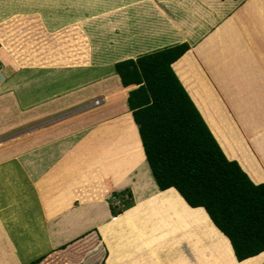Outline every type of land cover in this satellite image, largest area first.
I'll list each match as a JSON object with an SVG mask.
<instances>
[{
  "label": "crops",
  "instance_id": "0c3cea01",
  "mask_svg": "<svg viewBox=\"0 0 264 264\" xmlns=\"http://www.w3.org/2000/svg\"><path fill=\"white\" fill-rule=\"evenodd\" d=\"M30 1L31 0H27V5L23 6L21 10L15 11L13 13L21 12L26 13L27 15H34L38 13L42 25L48 30H59L71 23L73 24L75 22H80L78 25L84 30L87 39L89 37L91 43L92 38H90V36L92 37V35L90 33H87L88 30L83 27L85 18H80L79 20L76 18L73 21L71 20L70 22L63 24H56L54 23L55 21H51V24L46 23L47 18H45V16L47 15H62L65 17L67 15H80L79 10L78 14L76 15H73V13L69 14L70 7L72 6H70V4H68L67 2L70 0H63V2H61L60 4L55 1V3L52 2L50 6L47 7L46 3L39 2L38 0V6L34 9H32L31 7L34 6L33 2L36 0H32V4L30 3ZM121 1L122 0L113 1V9L97 8V10H93L91 8L89 9V7L85 8L86 14H88L87 12L90 11V16L92 18H102L104 17V15H108L109 13L120 8L122 4ZM219 1V4L223 5L230 3V5H233V8L235 7L234 4L238 2L237 0ZM38 2L41 3L40 5L43 8L39 6ZM73 2L78 3V1L76 0H73ZM245 2H247L246 6L253 4L250 13L249 11L248 13L247 11H245L244 17L241 18L236 15V13L243 9L244 6L239 7L236 12L233 13L232 11L231 13V15H233V22H236L235 24L231 25L229 30H227L228 32L232 31L234 33V35L232 34L233 47L231 51H227L226 48V53L221 52L222 44L224 43V36L223 34H220L217 38H210L209 41H211L212 39L213 41L208 45V47L205 46L206 48L202 50V52H196L195 49H190L181 58H179L175 63L172 64V67L174 68L175 73L178 75L180 82L185 87L193 102L197 106L213 135L214 128H212L208 124L207 120L209 118H215L216 120V117L220 116H217L215 114V106L210 105L206 102L207 97H205V94L209 97V94L211 95L212 92L211 89H209V85L200 78V74L202 72L197 71L199 69L198 66L197 68H194L195 64H193V59H208V62L214 65L213 68H215L216 66L227 65L230 62L232 63V60L237 63L241 62L239 64L240 67H247L248 65L244 64H247L248 61L250 67L253 66L252 64L254 62H256V59H254L255 56H260V60L263 62L262 59H264V55H259L260 48H258V45H263V43L259 44V41L253 39L252 33L253 31H256V28H258L256 25H264V1L262 0V4L261 2H257L256 0H245ZM242 3H240L239 5H242ZM90 7H92V4H90ZM230 8L232 7L230 6ZM62 9L63 12L61 11ZM201 9H203L202 6ZM64 11H66V13ZM164 11V9H161L159 10V13L166 18L167 16L165 13H163ZM195 12L197 13L196 9ZM157 13L158 10L156 12L152 9L150 11V14L148 15L149 17H143L145 15L144 14L137 18V22L134 21V23L128 24L127 22L123 21L122 23H119L118 25L120 26H116V30L118 31L119 29V31H121L123 27V38L127 39L123 41V48H120V50L123 51L118 50L119 53H117L116 49L114 54L112 55V58L109 57V59H101L100 61H98V64L95 63L96 59L91 58L90 66L87 68L14 70L10 66V63L3 64L0 60L3 65L10 67L14 72H18V75L20 73V95L22 99L27 98V100L36 95H38L39 99H45L46 90L55 86L53 80L55 78L57 79V77L61 74L70 75V77L68 76L66 80L69 81L68 84L72 87L78 85V83H80V81L82 80L88 81L105 76H108L107 79L115 80V86H113L114 89H100L99 87H93V85H91L92 83H89V86L86 85L81 88L82 93H80L78 97L74 96L76 98L64 102V107H66L65 109H68L71 107V105L80 104L90 100V106L93 107L86 109V112H84L86 114L84 118L86 120H89L90 122H88L85 127L83 125V127L79 126L78 128H74L75 126H68L69 128L67 126L64 127L63 130L65 132L63 131L62 134L54 142L49 143L48 146L50 147L45 149L46 146H43L36 152L22 154V156H25H23L22 159L24 165L26 166H23L17 161L18 165L20 166L22 171H24L27 178L29 177L28 181L33 187L43 216L44 210L50 212L53 211V213L55 212L54 217L56 219L54 221V225L55 228L58 227L55 230L56 237H65L67 235L77 233L71 238L73 239L93 228L98 229L108 247L109 255L106 260L107 264H109L107 261L112 254H114V257L111 260V264H158L159 262L156 261L153 254L149 252V249L141 242L142 238H145L153 249H157V247H159L157 251L160 262L163 264H264V252L258 254L257 256L248 258L247 260H244L242 262H238L236 260L234 253L231 257L230 254L226 251L227 248L225 247L226 240L228 242L229 240L214 226L206 211L203 208L190 207L181 197V195L178 194V192L173 188L162 191L158 187L152 175L150 166L144 154L140 135L134 122L132 112L129 111L127 107V92L129 90L122 93V95L118 93V90H121L123 86L121 84L119 76L115 71L114 66L118 62L128 59L135 60L136 57L142 55V44H138L137 42L142 40L143 35L149 36L147 37L149 38L147 39L148 41L153 38L155 39V36L157 35L155 34V28L152 29L151 24H154L156 22L157 18H155V16ZM245 18L247 21V25L246 22H244ZM100 21L101 20H99L98 23H101ZM110 27H113L114 29L113 24H110ZM114 37H117L116 34L106 40H112V38ZM104 40L105 39L101 40L100 44L102 43V46L110 47V43L107 44ZM248 44L254 46L247 49L248 52L247 55H245V57H249L250 59H246L245 57H243L242 53L240 52V49L247 48V46H249ZM155 45L158 46V44ZM91 46L92 52V50L94 49V45L91 44ZM212 46L214 47L212 48ZM207 49H211L209 50L208 55H206L205 53L207 52ZM215 49L217 50L218 55L214 58L213 61L212 59H210V57L212 53H215ZM138 50L140 51L138 52ZM212 50L213 52H211ZM195 52L197 54H195ZM220 55H222L224 59H222ZM242 58H244L246 62L242 63V61H240L243 60ZM214 71L217 72L218 70ZM191 72L193 74L189 76V73ZM249 74H251L250 76L252 77L254 76L253 74H255L254 80H262L260 84L262 85V87L264 86V72L257 71L255 73L252 71ZM44 81L46 82L44 83ZM72 82L75 84H72ZM248 83L249 85L240 86V88L244 90V95L242 97H247L249 100V105H251L253 99H250L247 95L252 94V96L255 97L253 91V87L255 86L253 81H249ZM251 83L253 84L251 85ZM135 87L136 86H133L131 89ZM261 89H264V87ZM98 97H103L104 100L103 102L101 100L100 103L95 105L93 102L95 99H98ZM42 103L43 102L41 101L37 104V106H40L38 107L39 112H37V117H43L46 114L47 110H51L49 109V107L43 106L45 104ZM53 107L54 110L60 111L63 106L60 104L59 107L56 104ZM84 113H81L79 117L83 116ZM126 113L129 114V117L127 118L123 117V115ZM121 115V120L115 121L116 118ZM35 116H32V118H35ZM29 118L30 117L28 116V119ZM73 118L70 120V124L74 125L75 121H73ZM81 120H83V118ZM130 120L131 122L133 120L134 126L136 127L137 131H135L133 125H131V122H129ZM101 122H106L103 125L104 127H106V124L109 123L107 134L104 133L105 135H103V133L101 135V132H103V130L97 131L94 137L90 135L77 136L76 134H74V132L78 131L81 128L92 127ZM127 123L128 130L132 131L133 137H136V142L133 145V150L123 152L121 151L120 147L125 148V146L128 144V140H124V132H126ZM218 124L219 123L217 122V127L221 128V125ZM92 133L94 132H91V134ZM95 150H97V153L95 152ZM103 156H105V158ZM249 159H251L254 168L257 170V174L255 175L261 177L258 181H255V184L264 183V174L260 170L255 159L252 155L249 156ZM245 172L248 174L247 170ZM248 176L250 177L249 174ZM106 179H109V181L111 182L113 191L121 192L129 189L132 193L133 205L125 209L118 215H113L110 212L109 204L107 202V198L110 195L108 185L107 183L106 186L102 184ZM10 181L11 176L9 171L0 175V203H4L5 201L8 202V200H6L7 198L10 200L11 196L10 193H8V191L12 189ZM35 184L37 186L38 195L35 189ZM85 186H90L91 188L96 186V188L92 189L90 192L84 193L81 197H78L76 195L75 188L80 189L81 187ZM159 192H161L162 194H160ZM148 195H150V198L148 197ZM137 202L140 203L139 208L134 213V215H131L133 226L137 230H134L128 224H125L123 226H117V228H110L111 233H113H110V235L106 230L109 223L115 224L116 220L120 219L122 215L126 214L130 210H133V206H135ZM13 204L16 206L15 203ZM146 204H148V206ZM18 206L19 204H17V207ZM98 207H101L103 209V211L101 209V213L99 212V209H95ZM50 208H52V210ZM103 212H105L106 214H104ZM64 214L67 216H65ZM8 216H10V219L13 220V216H15L14 210L10 211L3 219L8 218ZM42 221L45 227V219ZM60 221L61 223H59ZM2 222L3 221L0 220V264L29 263L30 260H32L31 257H35L38 251H32L33 253L30 254V257L26 258V255L18 256L7 249L6 246L8 245V242L10 243V239L6 229L3 227ZM83 223L87 225V228L79 227ZM114 224L112 226H114ZM103 232H107L106 234L111 241V249L109 248L108 242L105 239ZM45 234L46 240L49 242H53V239H55L53 233L49 232V234H47L45 232ZM47 235L49 236V238ZM131 243H133V246L131 245ZM183 243H185L188 247H183ZM58 246L60 245L54 244V248ZM51 249L53 248H49V250ZM223 252L225 255L224 260L220 258V254H223ZM117 255L119 256L118 262ZM175 258L178 259L179 262H174Z\"/></svg>",
  "mask_w": 264,
  "mask_h": 264
},
{
  "label": "rangeland",
  "instance_id": "374dc122",
  "mask_svg": "<svg viewBox=\"0 0 264 264\" xmlns=\"http://www.w3.org/2000/svg\"><path fill=\"white\" fill-rule=\"evenodd\" d=\"M37 1L38 0L33 2L34 6L31 7L32 9L37 8ZM55 1L59 4L63 2V0H39V2L46 3V7L50 6L52 2L55 3ZM76 1H78V3H74L73 0L67 2L68 4H70V6H72L70 7L69 14L73 13V15H76L78 14L79 10L80 15H67L66 17L62 15H47L48 17L45 16V18H47L46 23L51 24V21H55L54 23L56 24H63L70 22L71 20L73 21L76 18L78 20L80 18H85V23L83 27L88 30L87 33H90L92 35V37L90 36V38H92L91 43L88 37L90 49L88 41L85 39L84 35L79 32L80 30L78 29V27L83 31V29L78 25L80 22H75L73 24L71 23L64 28L59 29L61 30L60 34H63V45H55L54 43L59 40H55L53 37H50V35L45 36L46 43L48 45L51 43L53 44L50 45L49 48H53L54 46H56L54 48L58 49V53L57 55H53V59H46L49 57L48 53H44V56L46 57H34V59H38V62L36 63L38 64V67H45L40 69H62L63 67L78 69L84 68L83 66H86L85 68H87L90 66L91 58L96 59L95 63L97 64L98 61H100L101 59H109V57L112 58V55L114 54L115 50L117 49L116 51L118 52L120 48H123V41L127 40L126 38H123V27L121 31H119V29L117 31L116 26L119 27L120 25L118 24L122 23L123 21L127 22L128 24L134 23V21L137 22V18L144 14L145 15L143 17H149L148 15L150 14V11L152 9L156 12L158 10V13L155 16L157 20L154 24H151L152 29L155 28V34L157 36H155V39L153 38L148 41L147 39L149 38L147 37L149 36L143 35L142 40L137 42L138 44H142L141 51L143 53L142 55H140L141 57L150 54H155L157 52L160 54V52L167 51L171 47L173 48L179 46H181L182 49H185L184 51H187L188 49H195L196 52H202V50L208 47V45L211 44L213 39L217 38L220 34H223L224 36V43L222 44L221 52L226 53V48L227 51H231L233 47L232 34L234 35V33L232 31H227L229 30L232 24L236 23L233 22V15H231L232 11L234 13L236 12V10H238L239 7L244 6L243 9L236 13V15L241 18L244 17L245 11H247V13L249 11L250 13V10L253 7V4L246 6L247 2H245V0H238V2L234 4V8L233 5H230V3H228L229 5L219 4V0H122L120 8L109 13L108 15H104V17L102 18H92L90 16L91 12L88 11V14H86L85 8L89 7V9L91 8L93 10H97V8L113 9V1L115 0ZM256 1H259L262 4V0ZM39 2V6L42 7L40 5L41 3ZM30 3L32 4V0L30 1ZM240 3H242V5H239ZM27 4V0H0V23L9 19V17L11 18L12 16L17 15L18 13L26 14L21 12H13L21 10L22 7ZM90 4H92V7H90ZM201 6L203 9H201ZM230 6L232 8H230ZM161 9L165 10L163 13L166 14V18L159 13V10ZM195 9L197 13L195 12ZM61 11L63 12V9ZM64 12L66 13V11ZM26 17L27 18H25L24 16L25 19H23L21 22H19V20H16V18L12 19L6 24L7 28L5 29V31H10L9 33L11 34L21 27L19 26L21 23H24V25H28L32 22L33 25L40 23L38 21L37 16L30 15ZM99 20H101V23H98ZM29 21L31 22L29 23ZM244 22H246L247 25L246 18L244 19ZM110 24L114 25V29L113 27H110ZM31 26L32 25L30 24L26 29L22 26L23 30L19 33L20 40H25L26 36H28V40H30L33 39L34 36L39 35V31L35 30V27ZM256 26L258 28H256V31H253L252 33L253 39L259 41V44L263 43V45H258V48H260L259 55H264V25ZM93 29H95V32L93 31ZM46 30L47 33L49 32L52 34L58 31L48 29ZM24 31L26 32L25 34ZM93 33L95 34V36L93 35ZM114 34H116L117 37L112 38V40H106L109 39V37L114 36ZM41 38L42 37L40 36V40ZM210 38L213 39L209 41ZM103 39H105V43H110V47L102 46V43L100 44L101 40ZM23 44L24 43L22 42V45ZM91 44L94 45V49L92 50V52ZM155 44H158V46ZM213 47L214 46H212V48ZM251 47L254 46L249 45L247 46V48H244L245 50L240 49V52L242 53L243 57L247 55V49ZM67 48H71L68 49L70 50L68 53ZM209 50L211 49H207V52H205L206 55L209 54ZM213 50L211 52H213ZM196 52L195 54H197ZM0 53L2 54L0 56V60L3 64L10 63V66L14 70H23L20 69L21 64L19 63V61H16L13 56H8V53L2 48L1 44ZM177 53H179V51H177ZM217 55L218 52L215 49V53L211 54L210 59L214 61V58ZM33 56L34 54H31L29 57L31 58ZM220 57H222V55H220ZM245 58L250 59L249 57ZM222 59L224 58L222 57ZM242 59L243 60H240L242 61V63L246 62L244 58ZM254 59H256V62H254L252 64L253 66L250 67L248 61L247 64H244L248 65L247 67H240L239 64L241 62L237 63L232 60V63L230 62L231 64L229 63L227 65L221 66L215 65L216 67L213 68L214 65L209 63L208 59L205 58L193 59V64H195L194 68H197L198 66L199 69L197 71L202 72L200 74V78L203 79L205 83L209 85V89H211L212 94H209V97L205 94V97H207L206 102L210 105L215 106V114L217 116H220L216 117V120L221 125V129L225 137L232 139L233 143L231 144L235 153L237 152V156L244 155L243 161H245L247 165H253L251 159H249V156L252 155L256 163L258 164L260 170L264 174V89H261L264 86L262 87V85L260 84L262 80H254L255 74H253V77L250 76L251 74H249L252 71L255 73L257 71L264 72V59H262L263 62L260 60V56H255ZM177 60L178 59H176L170 64V69L173 72L174 79L177 80V82H180L178 75L175 73L174 68L172 67V64L175 63ZM1 62L0 89L2 90L0 91V112H2L0 113V175L9 171L11 176L10 183L12 186V189L8 191L11 196L10 200L7 198L6 200H8V202L5 201L4 203H0V216L2 217V219L0 217V220L3 221V227L6 229L10 239V243L8 242V245L6 246L7 249H9L18 256L26 255V258L30 257L32 251H38L35 257H31L32 260H34V258L37 259L39 257L44 256V258L38 264H105V258L108 252L106 250L105 245L102 243L100 237L101 235L99 234V231L96 228H93L90 231H86L83 234H80L77 237L67 242H64L63 244H59L60 246L56 247L53 250H49V248L51 247L54 248V242H49L46 240L45 232L47 234H49L50 232L46 228L51 229V233H53V236L56 239L53 240L56 241V243L63 242L59 241V239H61V237L63 236L56 237L55 229L52 227L53 223L51 222L47 223L48 221H46L45 224H47V227H44L42 221L44 220V216L42 214L36 194L33 190L32 185L29 183L24 171H22V169L18 165L16 159L18 154L20 155L29 154L30 152H36L39 148L43 146H46L45 149L50 147L48 146V144L54 142L61 135L60 132L64 131V127H68L70 125L71 127L73 126V124H70V120L73 117V121H75V128H78L80 125L84 126L86 125V123L90 122L89 120H86L84 118L86 116V114L84 113L86 112L85 110L93 107L90 106V100H88L87 102L85 101L86 103L83 102L80 104L71 105V107L68 109H65L66 107H64V102L78 97L79 94L82 93L81 88L86 85L89 86V83H92L91 85H93V87H99L100 89H108L113 88V86H115V80L107 79L108 76H105L88 81L82 80L80 81V83H78V85L72 87L68 84L69 81L66 80V78H68V76L70 77V75L61 74L57 77V79L55 78L53 80L55 86L46 90L45 99H39L38 95H36L27 100V98L22 99L20 95V73L18 75V72H14L10 67L3 65ZM80 65L82 66L80 67ZM26 69L31 70L30 68ZM213 69L218 71L215 72ZM192 74V72L189 73V76ZM249 81L254 82L255 87H253V91L256 97H253L252 94L247 95L250 99H253L252 102L250 101L251 105H249V100L246 96V98L242 97L244 95V90L240 88V86L249 85ZM45 82L46 81H44V83ZM169 82L172 83V80H170V78H147V81L144 80L143 83L146 84L148 90H151V88H153L155 90H158L159 92L167 93V95H170L173 86L171 88L167 87ZM72 84L75 83L72 82ZM252 84L253 83H251V85ZM8 96L10 97L9 99ZM159 99L157 98L156 102L153 101V103H155L156 105L154 106L153 114H156V116L158 115V119H161L162 117L173 113V109H168L165 106L164 102L162 103ZM101 100L103 102V97H98V99H95L94 101L100 103ZM41 101L43 102L42 104L46 103L43 106H47L51 110H47L46 114L43 117H37V112H39L38 107H40L37 106V104ZM2 102L4 103V105ZM56 103L59 107L60 104L63 106L60 111L54 110L53 106H55ZM98 103L94 102L95 105ZM3 106L7 107L4 108ZM2 108L6 110H3ZM81 113L84 114L83 116L79 117ZM28 116L30 117L29 119ZM32 116H35V118H32ZM23 117H26L27 119L25 118L24 120ZM123 117L127 118L129 117V114L126 113L123 115ZM82 118L83 120H81ZM121 118L122 115L117 117L115 121H119L121 120ZM129 122H131V120ZM128 123L126 124V132H124V140H128V144L125 146V148L120 147L121 151L123 152L133 150V145L136 142V137H133L132 131L128 130ZM131 125H133L135 131H137L136 127L134 126L133 120L131 122ZM101 128H103V132H101V135L102 133L103 135H105L104 133L107 134L108 127L102 126ZM88 135H91V132H88L87 134H84L82 136ZM222 151L224 152L223 149ZM95 152L97 153V150H95ZM103 157L105 158V156ZM253 182L256 183L255 181ZM106 183L108 185V190L110 193L107 198V202L109 204V209L111 213H121L125 209L133 205L132 193L129 189H126L121 192H115L112 190L111 182L109 181V179H106L102 184L106 186ZM96 186L92 188L90 186L81 187L80 189L75 188L76 195L78 197H81L84 193L90 192L92 189L96 188ZM13 203H15L16 206ZM17 204H19L18 207ZM139 205L140 203L137 202L136 205L133 206V210L139 207ZM95 209H99V212L101 213V207ZM13 210L15 215L13 216V220L10 219V216H8V218L3 219L10 211ZM133 210H130L127 213H131ZM103 213L106 214L105 212ZM79 227L87 228V225L83 223ZM110 228H112V226H110L109 224L106 228L108 233H111ZM143 239L147 242V244H149L145 238ZM183 247L188 246L183 243ZM220 258L222 260L225 259L224 252L223 254H220ZM118 259L119 256L117 255V262ZM32 260H30V262ZM107 262L111 264V261ZM174 262H179V260L175 258Z\"/></svg>",
  "mask_w": 264,
  "mask_h": 264
},
{
  "label": "trees",
  "instance_id": "16d2710c",
  "mask_svg": "<svg viewBox=\"0 0 264 264\" xmlns=\"http://www.w3.org/2000/svg\"><path fill=\"white\" fill-rule=\"evenodd\" d=\"M30 15L17 14L0 23V44L9 56L19 61L20 69L45 68L38 67V59L34 57H46L44 53H48L46 59H53L58 49L54 48L56 46L49 48L53 44L48 45L45 36L59 40L54 44L61 46L64 43L61 30L47 33L37 13L34 16L40 23H29L39 31V38L34 36L28 40L26 36L25 40H20L19 33L30 24L21 23V27L11 34L5 31L6 24L12 19L21 22ZM78 29L88 41L85 33ZM181 49V46L171 47L160 54L124 60L115 64V71L123 87L136 86L128 92L127 107L132 112L158 187L162 191L173 188L190 207L203 208L214 226L229 240L236 260L242 262L264 252V183L255 184L235 160L225 156L187 90L174 79L170 64L189 50ZM31 54L34 56L30 58ZM147 78H170L173 85L169 82L167 87L173 86L172 92L167 95L153 88L148 90L143 83ZM157 98L168 109H173V113L158 119V115L153 114L156 106L153 101ZM100 237L108 252L107 264L108 247ZM43 258L29 264H38Z\"/></svg>",
  "mask_w": 264,
  "mask_h": 264
},
{
  "label": "bare ground",
  "instance_id": "6f19581e",
  "mask_svg": "<svg viewBox=\"0 0 264 264\" xmlns=\"http://www.w3.org/2000/svg\"><path fill=\"white\" fill-rule=\"evenodd\" d=\"M25 1V0H24ZM238 1V0H237ZM43 8V7H42ZM18 14H20V13H18ZM10 18V17H9ZM1 21V20H0ZM94 31V30H93ZM83 32H84V30H83ZM91 32V31H90ZM95 32V31H94ZM85 33V32H84ZM86 34V33H85ZM93 35L95 36V34L93 33ZM182 38V37H181ZM90 46V45H89ZM120 51H123V50H120ZM140 50H138V52H139ZM137 52V53H138ZM117 53H119V51L117 52ZM135 53V52H134ZM2 54L0 53V56H1ZM132 55V54H131ZM122 58V57H121ZM120 58V59H121ZM116 59V58H115ZM13 66V65H12ZM86 67V66H85ZM84 67V68H85ZM73 68V67H72ZM23 70L24 69H26V68H22ZM31 70L32 69H40V68H30ZM62 69H64V68H62ZM65 69H67V68H65ZM115 82V81H114ZM117 84H118V82H117ZM106 85V84H105ZM9 87V86H8ZM133 87V86H132ZM131 86L130 87H127V88H125V87H123L121 90L119 89L118 90V93L119 94H121L122 95V93H124L125 91H127V90H130L131 88H132ZM118 88V87H117ZM114 89V88H113ZM2 89H0V91H1ZM7 94V93H6ZM116 94V93H115ZM5 95V94H4ZM109 97V96H108ZM10 97H8V99H9ZM12 98V97H11ZM14 98V97H13ZM1 99V98H0ZM3 100V99H2ZM11 100V99H10ZM109 100V99H108ZM1 102V101H0ZM3 102H6V101H3ZM2 102V103H3ZM49 102V101H48ZM10 103V102H9ZM94 103V102H93ZM46 104V103H45ZM57 104V103H56ZM122 104V103H121ZM3 105H4V103H3ZM10 106V105H9ZM24 106V105H23ZM22 106V107H23ZM67 106V105H66ZM4 107V106H3ZM7 107V106H6ZM6 107H4V108H6ZM51 107V106H50ZM10 108V107H9ZM3 109V108H2ZM17 109V108H16ZM23 109V108H22ZM48 109V108H47ZM3 110H6V109H3ZM10 110V109H9ZM46 110V109H45ZM44 110V111H45ZM100 110V109H99ZM7 111H8V109H7ZM6 111V112H7ZM13 111H14V109H13ZM42 111V110H41ZM54 111V110H53ZM2 112V111H1ZM0 112V113H1ZM5 112V113H6ZM12 112V111H11ZM51 112V111H50ZM49 112V113H50ZM10 113V112H9ZM24 113V112H23ZM48 113V114H49ZM53 113V112H52ZM97 115V114H96ZM1 116V115H0ZM90 117H91V115H90ZM24 118H26V117H23V119ZM27 119V118H26ZM103 121V120H102ZM208 124L212 127V128H214V136L217 138V142L219 143V145H221V147H222V149L224 150V153H225V155L229 158V159H232V160H236L238 163H239V165L241 166V168L242 169H244V171H246L247 170V172H248V174L250 175V177H251V179L253 180V181H258L261 177H259V176H257V175H255V174H257V170L254 168V166L253 165H247V163L245 162V161H243V159H244V155H242V156H237V152L235 153V151H234V149H233V147H232V144L231 143H233L232 142V139H229V138H226L225 137V135H224V133H223V131H222V129L220 128V127H217V122H216V120H215V118H209L208 120ZM73 122V121H72ZM12 123V122H11ZM106 122H101V123H98V124H96L95 126H92V127H88V128H82V129H80V130H78V131H76V132H74V134H76L77 136H79V135H84V134H86V133H88V132H94V133H92L90 136H92V137H94L95 135H96V133H97V131H100V130H103V128H101L104 124H105ZM87 124V123H86ZM108 125H109V123L108 124H106V127H108ZM219 125V124H218ZM71 126V125H70ZM81 126V125H80ZM73 127H74V125H73ZM83 127V126H82ZM84 127H85V125H84ZM75 128V127H74ZM1 130V129H0ZM60 130V129H59ZM87 130H89V131H87ZM67 131V130H66ZM229 131V130H228ZM60 132V131H59ZM65 132V131H64ZM61 134H62V132H60ZM64 134V133H63ZM80 139V138H79ZM3 153V152H2ZM31 153H33V152H31ZM4 155V154H3ZM24 156V155H23ZM22 154H18V156H17V161L19 162V163H21L23 166H24V164H23V160H22ZM25 157V156H24ZM254 158V157H253ZM24 170V169H23ZM253 172V173H252ZM29 178V177H28ZM32 183V182H31ZM3 185V184H2ZM34 186V185H33ZM1 187V186H0ZM35 189H36V192H37V195H38V191H37V186H36V184H35ZM160 194H162L161 192H159ZM54 194V193H53ZM179 194V193H178ZM174 195V194H173ZM150 195H148V197H149ZM54 197H55V195H54ZM175 197V196H174ZM150 198V197H149ZM42 199V198H41ZM145 201H146V199H145ZM148 201V200H147ZM177 201V200H176ZM172 202V201H171ZM144 203H146V202H144ZM149 203V202H148ZM147 206H148V204H146ZM145 205V206H146ZM43 206V205H42ZM144 206V205H143ZM170 206V205H169ZM167 207V206H166ZM165 207V208H166ZM176 207V206H175ZM138 208L139 207H137L135 210H133L131 213H127L126 215L124 214V215H122L121 217H120V219H117L116 220V222H115V224L114 223H109L110 224V226H112L113 224H114V226H112V228H114V227H116L117 228V226H123V225H125V224H128L130 227H132V228H134V226H133V223H132V219H131V215L133 214L134 215V213L138 210ZM155 208V207H154ZM51 210H52V208H50ZM50 209H48V210H50ZM40 210V209H39ZM43 210V209H42ZM64 210V209H63ZM81 210V209H80ZM82 211V210H81ZM168 211H169V209H168ZM73 212V211H72ZM55 213V212H54ZM54 213H53V211L52 212H50V211H45L44 210V219H45V222L46 221H48L47 223H53V228L56 230V228H58V227H56L55 228V225H54V221H55V217H54ZM73 214V213H72ZM138 214H140V213H138ZM65 215V214H64ZM63 215V216H64ZM69 215V214H68ZM62 216V215H61ZM65 216H67V215H65ZM63 218V217H62ZM181 218V217H180ZM176 219V218H175ZM174 219V220H175ZM60 220V219H59ZM122 220H123V222H122ZM59 223H61V221L59 222ZM46 225V227H47V224H45ZM152 226V225H151ZM61 227V226H60ZM43 228V227H42ZM111 228V229H112ZM131 228V229H132ZM44 229V228H43ZM47 229V228H46ZM141 229H143V228H141ZM48 230L51 232V229L50 228H48ZM59 230V229H58ZM117 230V229H116ZM134 230H137L136 228L134 229ZM149 230V229H148ZM144 231V230H143ZM63 232V231H62ZM140 232V231H139ZM104 233V237H105V239L107 240V242H108V245H109V247H110V249L112 248L111 247V241L109 240V238H108V235L106 234L107 232H103ZM145 233V232H144ZM77 233H74V234H70V235H67V236H65V237H63V238H61V239H59V241H63V242H58V243H56V241H54L53 240V242H54V244H63L64 242H66L67 240H69V239H71L72 237H73V235H76ZM110 234V233H109ZM48 236V235H47ZM222 237H224V236H222ZM48 238H49V236H48ZM113 238V237H112ZM133 238V237H132ZM50 240H52V239H50ZM121 240V239H120ZM140 240V239H139ZM148 249H149V252H151L152 254H153V256H154V258L156 259V261H158L159 263L158 264H163V263H161L160 262V259H159V255H158V251H157V249H159V248H157V249H153L149 244H147V242L146 241H144L143 240V238H142V241H141ZM124 243V242H123ZM132 246H133V244H131ZM226 248H227V252L230 254V256L232 257L233 255V252H232V247L230 246V243L226 240V246H225ZM54 249V248H53ZM48 250V249H47ZM33 253V252H32ZM35 254V253H34ZM114 257V254H112L111 255V257L109 258V260L108 261H111L112 260V258ZM35 260V259H34ZM29 261V260H28ZM33 261V260H32Z\"/></svg>",
  "mask_w": 264,
  "mask_h": 264
},
{
  "label": "built area",
  "instance_id": "2783aa9c",
  "mask_svg": "<svg viewBox=\"0 0 264 264\" xmlns=\"http://www.w3.org/2000/svg\"><path fill=\"white\" fill-rule=\"evenodd\" d=\"M94 102L98 103L97 101H94Z\"/></svg>",
  "mask_w": 264,
  "mask_h": 264
}]
</instances>
